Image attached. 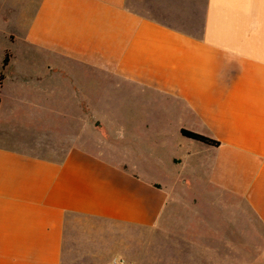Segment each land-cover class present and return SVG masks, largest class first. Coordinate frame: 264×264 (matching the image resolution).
Here are the masks:
<instances>
[{
    "label": "crops",
    "instance_id": "1",
    "mask_svg": "<svg viewBox=\"0 0 264 264\" xmlns=\"http://www.w3.org/2000/svg\"><path fill=\"white\" fill-rule=\"evenodd\" d=\"M27 4L33 59L23 69L11 50L0 85V264H64L71 227L89 228L76 264L255 259L256 236L264 247V0ZM96 86L150 106L121 115L140 117L127 131L151 132L136 140H150L159 177L97 150L106 125L94 112ZM21 124L31 141L9 135ZM212 189L221 218L204 220L198 191ZM242 204L251 218H223ZM181 208L199 218H175ZM219 234L220 253L202 247Z\"/></svg>",
    "mask_w": 264,
    "mask_h": 264
},
{
    "label": "rangeland",
    "instance_id": "2",
    "mask_svg": "<svg viewBox=\"0 0 264 264\" xmlns=\"http://www.w3.org/2000/svg\"><path fill=\"white\" fill-rule=\"evenodd\" d=\"M29 0H0V65L2 66V61L6 53H8V60L13 55L11 50H14L15 53V62L20 63V67L24 69L25 60L33 59L30 56V53L27 52L24 43V24L26 15L32 13V9L30 10V5L27 4ZM8 31L14 32L17 38V44H13L12 42L15 40L13 33H8ZM39 55V54H38ZM38 60H42L40 56L37 57ZM24 62V63H23ZM0 66V72L3 74L6 68L5 66ZM4 70V71H3ZM2 83V81H1ZM0 83V85H1ZM59 86V85H58ZM63 86L68 87L71 86L69 82L65 83ZM60 87V86H59ZM94 98V112L98 116L97 119L102 120L106 125V130L104 136V140H100L99 132L97 130L96 135V146L97 150L101 151L103 154L114 157L116 160L123 159L128 166L134 168L139 174H142L145 178L153 179L158 175L157 167L152 163L151 159V142L150 140H136V136L138 134L141 135H150L151 132L147 133H139L133 129L127 131V128L133 127V124L137 123L140 117L134 118V121L130 124H127L125 121V117L121 114L129 109H142L141 106L150 107L149 105H145L140 99L129 98V95L121 92L120 89L113 87H103L102 89H98L96 86L95 90H92ZM54 101V100H53ZM141 107V108H140ZM136 112V111H135ZM61 120V119H60ZM62 121V120H61ZM60 121V123H61ZM66 122L62 121L61 126H66ZM62 128V127H61ZM11 130V129H10ZM15 132V133H14ZM9 131V135L12 134V137L20 136L26 141H31L33 133L30 129L23 126L21 124L17 127L16 131ZM18 135V136H17ZM136 140V141H134ZM164 171H168L167 165H164L162 168ZM166 180V178H165ZM167 181V180H166ZM213 196L209 194L206 195V192L198 191L200 197L197 199V211H199L204 220H215L216 218H221V216H217L216 213L223 208L219 203H216L212 200L215 199L219 193H216L215 189H212ZM189 198L191 195L189 194ZM189 198L183 197L182 199H177L178 203L185 202L186 205L189 204ZM180 205V204H176ZM177 215L175 214V218H199L192 211H185L184 208L176 210ZM224 214V215H223ZM223 218L234 219L238 218L241 220H246L251 217L246 212L244 205L240 207L239 216L235 215V213H231L227 211L223 213ZM76 219L82 218H73ZM219 220V219H218ZM92 221V220H91ZM90 225L93 224L90 222ZM90 225H88L90 227ZM92 229V228H90ZM71 240L73 243H69L67 246L71 248L67 257L68 259L64 260V264H76L77 260L75 256L80 253L76 252L77 250H87L88 245V233L89 228L82 227H71L69 229ZM256 235H259L256 233ZM256 252L257 257L254 259L253 255L240 256L236 257L234 260L237 263L241 264H264V247L263 244L258 242V237L256 236ZM221 234L208 236V238L202 240V247L207 248V251H216V248L219 247V253L221 251ZM240 246H244L243 243H240ZM251 254V253H250ZM73 257V258H72ZM237 259V260H236ZM231 262V261H230Z\"/></svg>",
    "mask_w": 264,
    "mask_h": 264
},
{
    "label": "trees",
    "instance_id": "3",
    "mask_svg": "<svg viewBox=\"0 0 264 264\" xmlns=\"http://www.w3.org/2000/svg\"><path fill=\"white\" fill-rule=\"evenodd\" d=\"M8 57H9V55H8V53H6L4 56V59H3V66H5L7 64ZM2 79H3V74L1 73L0 74V83H1ZM180 131H181L182 135L187 136L189 138H193V139H196V140H199V141H202L204 143L211 144V145H217L218 144L217 140L210 138L208 136H205L203 134H200V133H197V132L185 129V128H181Z\"/></svg>",
    "mask_w": 264,
    "mask_h": 264
},
{
    "label": "built area",
    "instance_id": "4",
    "mask_svg": "<svg viewBox=\"0 0 264 264\" xmlns=\"http://www.w3.org/2000/svg\"><path fill=\"white\" fill-rule=\"evenodd\" d=\"M115 264H119V263H115Z\"/></svg>",
    "mask_w": 264,
    "mask_h": 264
}]
</instances>
